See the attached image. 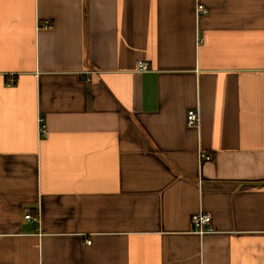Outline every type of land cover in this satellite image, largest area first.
I'll use <instances>...</instances> for the list:
<instances>
[{
    "label": "crops",
    "instance_id": "crops-1",
    "mask_svg": "<svg viewBox=\"0 0 264 264\" xmlns=\"http://www.w3.org/2000/svg\"><path fill=\"white\" fill-rule=\"evenodd\" d=\"M0 264H264V0H0Z\"/></svg>",
    "mask_w": 264,
    "mask_h": 264
},
{
    "label": "built area",
    "instance_id": "built-area-1",
    "mask_svg": "<svg viewBox=\"0 0 264 264\" xmlns=\"http://www.w3.org/2000/svg\"><path fill=\"white\" fill-rule=\"evenodd\" d=\"M205 13H206V8L202 4L197 3L195 6V14L198 16ZM44 27L51 28L52 26L49 22H46ZM136 69L137 72L139 73H145L149 71V66L145 62H138L136 65ZM13 84H14L13 78H9L6 82L7 86H12ZM197 122H198V113L196 112V110H189L186 114L187 126H194L197 124ZM38 134L41 137H45L47 135L46 126L44 125L41 119H39ZM201 158L205 160L210 159L209 156H206L204 154L201 156ZM24 218L27 221L35 220L28 212L25 213ZM190 223L193 232L201 237L215 233V230L211 224V217L209 214L203 212L195 213L191 215ZM86 243L89 244V241H86Z\"/></svg>",
    "mask_w": 264,
    "mask_h": 264
}]
</instances>
